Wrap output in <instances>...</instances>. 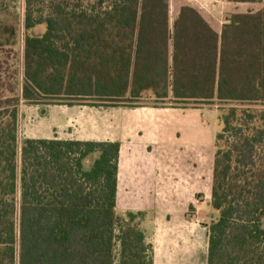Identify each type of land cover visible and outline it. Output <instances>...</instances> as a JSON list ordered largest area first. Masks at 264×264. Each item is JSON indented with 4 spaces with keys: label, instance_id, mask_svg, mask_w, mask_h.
I'll use <instances>...</instances> for the list:
<instances>
[{
    "label": "trees",
    "instance_id": "16d2710c",
    "mask_svg": "<svg viewBox=\"0 0 264 264\" xmlns=\"http://www.w3.org/2000/svg\"><path fill=\"white\" fill-rule=\"evenodd\" d=\"M23 27L20 81L13 51L0 60V264H153L143 214L115 211L118 142L18 144L20 101L139 107L145 94L219 106L206 264H264V8L218 26L186 3L171 18L170 0H24Z\"/></svg>",
    "mask_w": 264,
    "mask_h": 264
},
{
    "label": "crops",
    "instance_id": "0c3cea01",
    "mask_svg": "<svg viewBox=\"0 0 264 264\" xmlns=\"http://www.w3.org/2000/svg\"><path fill=\"white\" fill-rule=\"evenodd\" d=\"M52 107L58 108L52 115V135L27 138L118 142L117 215L143 214L140 226L152 248L153 264H206L208 233L199 221L196 197L203 195L210 210L211 161L202 154L195 134L185 141L178 132V126L200 128L201 110L149 105ZM180 114L189 115L178 123Z\"/></svg>",
    "mask_w": 264,
    "mask_h": 264
},
{
    "label": "rangeland",
    "instance_id": "374dc122",
    "mask_svg": "<svg viewBox=\"0 0 264 264\" xmlns=\"http://www.w3.org/2000/svg\"><path fill=\"white\" fill-rule=\"evenodd\" d=\"M180 2H185L197 7L204 15L207 16L213 23L221 24L223 16L228 12H244L248 10H258L264 8V2L260 4H234L220 0H170V14L171 18L174 17L176 6ZM24 0H0V60H7L3 51L12 50L15 55V69L17 70V82L20 81L22 71V54H23V39H24ZM12 32L14 33L12 36ZM44 32V26H36L30 31V34L38 36ZM14 43L13 45H10ZM11 61H9L10 64ZM143 102L147 105H151L153 98L150 94H145ZM94 107V106H93ZM194 107L200 111V128L196 130L188 129L186 126H178L180 139L188 141L193 134L196 135V139H200L202 144V154L205 152L206 159H210L212 166L213 148L215 134L220 129L218 125L219 106L217 104H201ZM187 107V108H188ZM58 108L49 106H36L25 104L20 101L19 104V122H18V144L20 145L24 138L29 136H51L55 131L52 127L54 118L53 116L58 111ZM43 111V113H42ZM197 113V112H196ZM53 115V116H52ZM189 114L181 115L178 118V123L183 122L182 119ZM187 121V118L184 119ZM187 125V124H186ZM207 151V152H206ZM197 157V156H196ZM202 166V171L206 172V168ZM199 205L200 222L209 224L214 215H211L207 200L202 196L196 197ZM192 214L193 210H189Z\"/></svg>",
    "mask_w": 264,
    "mask_h": 264
}]
</instances>
